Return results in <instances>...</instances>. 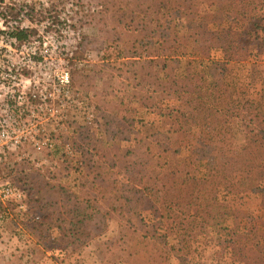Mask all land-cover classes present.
Wrapping results in <instances>:
<instances>
[{"label":"trees","instance_id":"obj_1","mask_svg":"<svg viewBox=\"0 0 264 264\" xmlns=\"http://www.w3.org/2000/svg\"><path fill=\"white\" fill-rule=\"evenodd\" d=\"M202 2L199 7L191 0H118L115 9L117 44L112 63L118 68L113 67L118 74L124 69L125 87L137 99V107L156 109L167 118L169 131L187 155L149 147L131 154L115 146L105 119L99 138L75 131L68 140L80 152L81 167L76 169L84 181L63 184L70 169L62 171L63 178L51 175L43 184L23 175L21 186L30 199L24 211L14 204L11 213L19 231L30 237L38 234L43 241L54 239L65 253H73L102 238L114 214L122 217L124 211L135 212L144 227H152L172 212L185 213L199 229L207 228L206 217L217 219L223 211L228 213L215 196L219 187L226 193L259 197L261 190L252 184L264 174L260 156L264 129L247 131L241 146L225 144L224 134L242 107L229 88L242 81L254 88L264 79L253 54L264 46V0ZM160 4L167 5L165 11L158 10ZM180 19L190 20L194 27L188 44L179 39ZM241 34L251 41L242 43ZM17 36L25 40L27 34L21 31ZM137 51L148 55L135 57ZM182 59H187V69L180 81L175 70ZM237 67L245 76L234 74ZM256 96L245 105L252 108L250 115L254 112L264 120V89ZM209 196L210 204L203 203ZM35 215L40 216L39 222L32 220ZM149 252L138 250L136 255L146 258L143 264H157Z\"/></svg>","mask_w":264,"mask_h":264},{"label":"rangeland","instance_id":"obj_2","mask_svg":"<svg viewBox=\"0 0 264 264\" xmlns=\"http://www.w3.org/2000/svg\"><path fill=\"white\" fill-rule=\"evenodd\" d=\"M191 1L199 7L203 6L202 0ZM36 2V9L30 12L36 31H41L44 22L49 24L46 43L40 50L64 53L70 73L67 122L61 127L60 124L43 122L42 133L54 136L55 143L60 147L68 145L70 154L64 153L61 148H57L55 153L46 150L37 152L30 144H23L16 153L7 154L0 161V180H9L23 190V175L43 184L50 180L51 175L63 178L65 173L62 171L70 169L69 177L62 183L65 184L66 180L71 185L76 181L82 183L84 177L78 170L81 167L80 152L72 149L68 137L76 131L99 138L104 133L103 119L109 121L115 146L131 154L138 153L141 147H149L155 152L177 150L180 156L187 155L186 148L179 147L175 135L169 131L167 118L156 109L137 107V99L130 97L125 87L124 69L121 68L119 74L114 69L118 68L112 63L117 44L114 20L118 0ZM166 6L160 4L158 10L165 11ZM177 28L180 42L188 44L194 29L192 22L180 19ZM240 39L242 43L251 41L243 34ZM249 47L252 48V45ZM142 54L137 51L133 55H148L147 51ZM253 54L263 78L264 46L255 48ZM186 69L187 59H182L175 70L180 81H183ZM234 74L245 76V71L237 67ZM242 83L229 88V92L234 90L235 97L241 100L242 107L231 118L230 128L224 134L225 144L241 146L245 143L247 131L264 129L262 116H254V112L250 115L252 108L245 105L247 100L257 98L256 93L264 89V79L262 83L258 81L254 88ZM71 101H77L79 105ZM260 156L264 158V150ZM252 186L263 191L264 174ZM261 191H257L259 197L254 198V193L243 196L232 191L226 193L224 187H219L215 196L226 206L228 213L223 211L217 219L206 217L207 228L195 229L192 217L185 213L172 212L164 217L162 224L155 222L152 227H144L136 219L135 212L124 211L122 217L114 214L102 238H95L73 253H65L54 239L43 241L38 234L30 237L20 232L11 218L16 203H0L8 214L0 225V264H143L141 261H146V258H138V250L144 254L151 251L149 258H155L157 264H264V201H261L264 194L260 195ZM23 192L26 202L30 198L25 190ZM211 199L212 196H209L203 203L210 204ZM198 209L201 210L200 207ZM199 223L200 219H197L195 224L199 226Z\"/></svg>","mask_w":264,"mask_h":264},{"label":"built area","instance_id":"obj_3","mask_svg":"<svg viewBox=\"0 0 264 264\" xmlns=\"http://www.w3.org/2000/svg\"><path fill=\"white\" fill-rule=\"evenodd\" d=\"M36 1L0 0V160L26 143L37 152L55 153L61 148L70 154L68 145L60 147L54 136L42 133L43 122L59 127L67 122L70 73L64 53L40 50L49 24L44 22L41 31H36L30 13L36 9ZM21 31L27 34L25 40L17 36ZM24 200L23 190L9 180H0L1 204L15 202L24 211ZM7 216L6 210L0 212V225Z\"/></svg>","mask_w":264,"mask_h":264},{"label":"crops","instance_id":"obj_4","mask_svg":"<svg viewBox=\"0 0 264 264\" xmlns=\"http://www.w3.org/2000/svg\"><path fill=\"white\" fill-rule=\"evenodd\" d=\"M18 228V226H16ZM7 231V230H6ZM17 231V230H16ZM21 232V231H20ZM18 234V233H17ZM20 262V261H19Z\"/></svg>","mask_w":264,"mask_h":264}]
</instances>
